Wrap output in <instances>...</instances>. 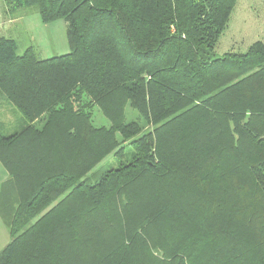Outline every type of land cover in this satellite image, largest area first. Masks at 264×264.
I'll return each mask as SVG.
<instances>
[{"label": "trees", "instance_id": "obj_1", "mask_svg": "<svg viewBox=\"0 0 264 264\" xmlns=\"http://www.w3.org/2000/svg\"><path fill=\"white\" fill-rule=\"evenodd\" d=\"M236 1L3 0V22L63 20L69 52L0 36L21 116L0 133V264H264V44L213 55Z\"/></svg>", "mask_w": 264, "mask_h": 264}, {"label": "rangeland", "instance_id": "obj_2", "mask_svg": "<svg viewBox=\"0 0 264 264\" xmlns=\"http://www.w3.org/2000/svg\"><path fill=\"white\" fill-rule=\"evenodd\" d=\"M0 9L2 13L7 9L3 0H0ZM8 27L10 31L2 35L16 41L18 54H22L29 47L33 48L39 59L63 56L69 52L65 34L66 23L63 20L43 24L37 13L32 11L20 23L12 27L8 25ZM257 41L264 44V0H237L227 26L213 49V55L215 58H220L228 52L243 54ZM2 102L7 103L0 97V103ZM16 118L21 119V116L11 105L8 107L0 104V133L9 127L17 128ZM125 120L126 122L138 120L137 114L128 106L125 109ZM91 121L95 127L109 126L108 120L100 114L97 108L92 111ZM132 156V147L125 146L122 158L108 155L83 180L87 184H93L102 172L118 168L121 163L129 162Z\"/></svg>", "mask_w": 264, "mask_h": 264}, {"label": "crops", "instance_id": "obj_3", "mask_svg": "<svg viewBox=\"0 0 264 264\" xmlns=\"http://www.w3.org/2000/svg\"><path fill=\"white\" fill-rule=\"evenodd\" d=\"M22 19L23 18H19V19L13 20L11 22H9V21L3 22L2 21V23L0 24V36H3L2 34L7 33V32L10 31V27H8V25H11V27H12V26H14L17 23H20V21ZM5 27H7V28H5ZM8 180H9L8 173L4 169L2 164L0 163V191H1V188L4 187V185L6 186V183L8 182ZM3 194H4V192H3ZM0 201H1V198H0ZM9 241H10V235L8 233V229H7L6 225L4 224V220H3L2 214L0 212V250Z\"/></svg>", "mask_w": 264, "mask_h": 264}]
</instances>
